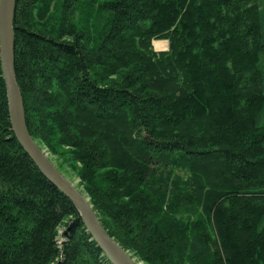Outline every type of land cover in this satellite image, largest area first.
<instances>
[{
    "label": "trees",
    "instance_id": "obj_1",
    "mask_svg": "<svg viewBox=\"0 0 264 264\" xmlns=\"http://www.w3.org/2000/svg\"><path fill=\"white\" fill-rule=\"evenodd\" d=\"M14 30L28 130L111 238L264 264V0H17ZM0 264H111L17 141L1 61Z\"/></svg>",
    "mask_w": 264,
    "mask_h": 264
},
{
    "label": "water",
    "instance_id": "obj_2",
    "mask_svg": "<svg viewBox=\"0 0 264 264\" xmlns=\"http://www.w3.org/2000/svg\"><path fill=\"white\" fill-rule=\"evenodd\" d=\"M16 5L17 0H0V61L15 137L41 173L77 208L86 229L111 264H139L129 251L109 236L94 211L90 199L59 171L48 154L32 138L28 130L23 97L15 69L14 19Z\"/></svg>",
    "mask_w": 264,
    "mask_h": 264
},
{
    "label": "rangeland",
    "instance_id": "obj_3",
    "mask_svg": "<svg viewBox=\"0 0 264 264\" xmlns=\"http://www.w3.org/2000/svg\"><path fill=\"white\" fill-rule=\"evenodd\" d=\"M158 42V41H155ZM167 42H164V46L167 48L166 44ZM155 47V46H154ZM169 47V46H168ZM162 48V47H161ZM160 48V49H161ZM169 49V48H167ZM39 146H41V148L48 154L49 158L51 159V161L55 164V166L59 169V171L73 184L75 185L76 188H78L79 190H81L85 195V191L83 186L81 185V180L78 178L77 173L73 170L71 164L66 163L67 162V157H62L61 156H56V155H52L50 153V151L43 146L40 142H38ZM62 152H68L67 148H63ZM87 196V195H86ZM63 229L61 228L60 234H62ZM60 241L62 242V239H60ZM136 258V257H135ZM137 259V258H136ZM137 261L139 262V264H144L143 262H140L138 259Z\"/></svg>",
    "mask_w": 264,
    "mask_h": 264
},
{
    "label": "crops",
    "instance_id": "obj_4",
    "mask_svg": "<svg viewBox=\"0 0 264 264\" xmlns=\"http://www.w3.org/2000/svg\"><path fill=\"white\" fill-rule=\"evenodd\" d=\"M164 42H167L166 44H168V45H166L167 46V48H169L168 46H169V42L168 41H158V42H154L153 43V46H154V44L155 43H160V44H164ZM164 45H162V48L161 49H157L156 47H154V50L156 51V52H164V51H167L168 49H167Z\"/></svg>",
    "mask_w": 264,
    "mask_h": 264
},
{
    "label": "bare ground",
    "instance_id": "obj_5",
    "mask_svg": "<svg viewBox=\"0 0 264 264\" xmlns=\"http://www.w3.org/2000/svg\"><path fill=\"white\" fill-rule=\"evenodd\" d=\"M154 43V42H153ZM153 45V44H152ZM162 45H165V44H160V43H155L154 46L157 48V49H160L162 47ZM153 46V47H154Z\"/></svg>",
    "mask_w": 264,
    "mask_h": 264
}]
</instances>
